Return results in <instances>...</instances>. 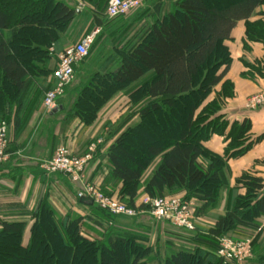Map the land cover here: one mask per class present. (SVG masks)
<instances>
[{"label": "trees", "instance_id": "1", "mask_svg": "<svg viewBox=\"0 0 264 264\" xmlns=\"http://www.w3.org/2000/svg\"><path fill=\"white\" fill-rule=\"evenodd\" d=\"M167 1L168 14L141 27L125 48H116L117 70L94 73L90 83L78 90L71 112L85 126H91L114 92L127 88L132 101L142 97L146 104L138 113L139 123L121 133L107 151L111 177L122 183L118 197L140 211L150 208L147 204L136 206L141 190L151 200L185 193L183 198L200 205L195 217H201L217 208L222 188L229 184L228 161L242 157L252 146L247 143L248 121L230 125L219 115L224 100L233 96L232 84L225 82L220 92L215 90L230 69L232 59L225 42L239 21L246 22L248 41L264 44V0H223L227 3L220 8L207 0ZM161 3L158 13L164 7ZM254 17L260 19L251 22ZM74 18V10L49 0H40L35 8L26 0H0V124L9 126L13 103H18L15 135L28 124L19 112H33L53 88L47 90L48 75L36 66L35 61L40 60L33 58L44 52L33 42L56 40L52 33L64 31ZM94 46L81 65L89 60ZM106 48L102 44L98 53ZM131 121L125 120L123 126ZM216 135L228 142L223 155L204 146ZM156 161L152 177L142 183ZM31 218L34 224L27 247L22 242L25 222L1 223L0 264H150L153 249L145 246L147 239L138 234L113 233L106 224L101 226L109 230L106 239L89 241L82 235L81 218H57L45 201ZM261 218L264 179L254 171L244 172L236 180L229 211L217 216L202 237L197 236V243L207 249L182 250L160 264H239L235 259L228 262L219 253L225 250L223 241L237 243L234 236L240 231L249 236L245 243H249L255 263L264 264Z\"/></svg>", "mask_w": 264, "mask_h": 264}, {"label": "crops", "instance_id": "2", "mask_svg": "<svg viewBox=\"0 0 264 264\" xmlns=\"http://www.w3.org/2000/svg\"><path fill=\"white\" fill-rule=\"evenodd\" d=\"M39 1L26 0V4H31L35 8L39 5ZM49 2L68 6L75 11V18L64 31H59V33L61 32V38H58L59 33L55 32L52 34L57 37L56 40L48 38L33 42L35 47L41 46V50L44 52L38 56L36 55L33 59L38 58L40 60L39 62L35 61L36 66L45 70L44 72L48 75L46 76L47 90L55 84V74L59 66L60 55L84 36L96 31L98 32L95 42L96 48L91 53L94 62H92L90 68H82V73H114L118 68V65H115L114 62L118 57L110 53L107 48L116 32L118 31V34H120L124 28L123 25H117L115 22L123 21L122 19L125 17L119 18L120 20H110L108 18L109 0H96V3L89 0H49ZM161 2H164V7L161 13H158ZM169 8L170 3L167 0H146L141 8V11H145L146 14L137 20L139 23L138 29L162 20L168 14ZM259 19V17H254L250 21L255 22ZM122 24H125V22L123 21ZM102 44L107 48L98 53V49ZM225 45L230 52L232 63L224 81L215 91L220 92L223 84L229 82L233 86V96L224 100L219 115L223 116L230 125L235 122L248 121L250 130L247 134V143H252V146L242 157L228 161L229 184L222 188L217 208L210 211L208 215L195 217L196 222L206 223L208 228L215 224L217 216L225 215L229 211L233 200V192L236 188V180L244 172L254 171L264 179V109L256 111L245 109L246 99L264 90V44L248 41L246 22L239 21L232 30L230 40L226 41ZM256 63L260 65H256ZM82 66L84 64H79L77 69ZM257 70L260 72L257 73ZM84 84L85 79L78 77L77 85H71L67 89L65 95L58 100V107H62L63 110L57 114L50 115L46 112L44 99L40 101L38 107L34 108L33 112L30 109L32 114L19 112L20 118L28 121V124L26 122L25 126L23 125L24 127L22 126L17 131V135L14 134V121L19 111V104L13 103L12 116L9 122V149L7 150L9 157L6 162L0 165V222L6 220L25 222L27 242L24 245H28L34 224L31 214L41 202L45 201L50 204L55 214L60 218L66 216L74 219L81 218L83 233L87 231V234L93 237L103 232L102 225L111 223L107 227H114L118 233L131 232L146 238L145 234L152 232L159 241L161 240L160 236L164 234V226L160 225L161 222L156 223L157 220L155 221V219L149 217L144 210L141 211L142 214L132 224L131 222L127 223V221L133 218L122 216L110 218L90 198H78V193L84 187L83 182H73L71 178L60 173L47 174L43 168L54 156L56 148L60 145L67 146L75 156H82L92 143L102 140L103 142L98 145V150L86 169L85 183L94 184L103 192L114 196H118L120 193L122 183L113 180L111 177L112 165L108 160L107 151L117 137L133 122L123 126L124 120L120 124L122 129L113 131L111 137H108L110 133L108 128L105 129L107 132L102 130L106 120V117L104 120L101 118L104 113L99 115L98 120L93 125L85 126L71 112V107L77 98V92ZM211 98H215V93ZM125 100H127V103L130 102L128 97ZM114 101H117V99H113L107 105H112ZM116 118L117 120L113 118H109V120L115 124L119 116ZM138 123V120L134 121V124ZM204 146L216 154L223 155L228 142L225 137L216 135ZM157 164L156 161L146 171L142 183H146L152 177ZM240 193L244 194L245 191L241 190ZM175 196L184 197L185 193ZM147 199H150L149 196L141 190L136 199V206L144 205ZM191 202L196 214L200 205L194 200ZM261 219L263 220L262 224H264V218ZM170 247L171 245L166 246L167 249ZM167 249L164 250L163 254H166ZM162 261L161 259L158 264Z\"/></svg>", "mask_w": 264, "mask_h": 264}, {"label": "built area", "instance_id": "3", "mask_svg": "<svg viewBox=\"0 0 264 264\" xmlns=\"http://www.w3.org/2000/svg\"><path fill=\"white\" fill-rule=\"evenodd\" d=\"M145 1L109 0L107 16L110 20L126 17L142 8ZM97 34L96 31L84 36L60 55L59 66L55 74V84L44 98V108L47 113H51L58 107V100L65 95L66 89L75 79V68L88 57ZM245 109L247 111L264 109V90L248 98ZM102 142L99 140L91 144L82 156H75L67 146L60 145L57 147L53 158L43 168L47 174L60 173L71 178L73 182H83L84 187L78 193V198H90L99 209L113 216L136 217L139 212L138 209L127 206L118 196L108 195L94 184L85 183L86 169L92 161L98 145ZM8 145L9 126L2 122L0 124V165L8 160ZM144 204L150 205L151 214L157 220H170L176 228L195 231L196 218L192 211L191 200L179 196H166L154 200L147 199ZM247 244L249 245V243Z\"/></svg>", "mask_w": 264, "mask_h": 264}, {"label": "rangeland", "instance_id": "4", "mask_svg": "<svg viewBox=\"0 0 264 264\" xmlns=\"http://www.w3.org/2000/svg\"><path fill=\"white\" fill-rule=\"evenodd\" d=\"M226 1L229 2L231 0H226ZM207 2L209 3V5L217 6L219 8L224 3H227V2H224L223 0H213V2L211 0H207ZM145 14H146V12L141 11V8H140L139 11L137 10L133 13H130L129 15H127L125 18L122 19L125 22V24H122L123 21H116L115 22V24H117V25H120V26L123 25L124 28L122 29L120 34H118V31H117L114 38L113 37L111 38L110 44L108 45V48H107V50L110 53L116 55V50H117L116 48H125L127 46L129 41L133 38L134 34L137 33L139 30L138 29L139 27H137L139 24L137 20L141 16H144ZM118 20H120V19H118ZM95 48H96V46H94L93 51H95ZM92 62H93V59L90 56L89 60L87 62H85L84 66L77 69L76 76H75V79L73 81L72 86L77 85L78 77L80 79L81 78L85 79L84 85H87L88 83H90L92 76H93V73L89 72L87 74L86 73L83 74L82 68H84V67L90 68L91 67L90 65L92 64ZM82 82H83V80H82ZM126 90H127V88H124L123 90H119V91L114 92L112 95L113 97L111 98L110 101H112L115 98L117 99V101H114V103H112V105L108 106L107 104H110V101H109L105 105V107H103L102 110L100 111V114L104 113V115H102V117H101L102 120H104L106 117V120L104 122L102 130L104 132H107L105 129L108 128V130L110 131V133L108 134V137L112 136L113 131L115 132L118 130V127L120 126V124H122V122L124 120H127L130 118V120H132L131 122H133V123H131V126L136 125V124H134V121H136V120L140 121L138 113L141 110V108L146 104V101L144 99H141L142 97H140V101H139V98L137 99V101H132L130 96L127 95ZM126 97H128L130 99L129 103H127V100H125ZM250 97H248V98H250ZM248 98L246 99V102H247ZM246 102H245V106H246ZM73 105H74V103H73ZM71 109H72V107H71ZM117 116H119V119L115 124H113L112 121L109 120V118H113V119L117 120V118H116ZM98 118H99V116H98ZM98 118H97V120H98ZM179 197H181V196H179ZM150 210L151 209L149 208V209L144 210V211L149 217H151L152 219H155V221H156L157 219L152 216ZM194 210L195 209L192 208L193 212H194ZM141 211L142 210H140L137 213L136 217H133V219H131L130 221H127V223L128 222H131V224L134 223L138 219V217L142 214ZM194 215H195V213H194ZM56 216H57V218H60L58 215H56ZM6 221H8V220H6ZM8 222H12V221H8ZM159 222H161L160 223L161 226H164V234H162L160 236L161 240H159L161 244L159 243V241H157L158 238L156 239L155 235L152 234V232H149V233L147 232L148 233V234L146 233L147 235L145 234L147 241L144 242V245L153 249V253H152L151 257H149V259H148V262L150 264H158V262L161 259L164 260L168 256L175 254V253H178L182 250L194 251V250H196V248H206L205 246L199 245L197 243V236L202 237L204 230H208V225L206 223L196 222L197 223V225H196L197 231L191 232V231H186L183 229L181 230L179 228H176L170 220H157L156 221V223H159ZM260 222L262 223L263 220L260 219ZM1 223L2 222H0V228H1ZM128 225H130V224H128ZM112 229H111V232L118 233L114 227ZM146 230H144V231H146ZM108 231L109 230L104 229L103 232H100V234L95 236V237L87 234V231H84V233L82 231V235L84 236V238H86L89 241L102 242L103 240L106 239ZM85 235L86 236L88 235V237H86ZM26 237L27 236H25V232H24L23 237H22L23 238L22 239L23 245L25 242H27ZM246 237L249 238V236L243 235L241 231L237 232L234 236L235 240H237L236 241L237 243H232V242L230 243L229 241L222 242L223 248H225V250L220 251L219 254L221 256H225L227 258L228 262L230 260L235 259L239 262V264H256L254 257H253L252 249L249 247V245L247 243H245ZM168 245H171V247L167 249L166 246H168ZM24 246L27 247L28 245L25 244ZM166 249L168 250L165 252L167 255L163 254L164 250H166ZM58 264H62V263L59 262Z\"/></svg>", "mask_w": 264, "mask_h": 264}, {"label": "water", "instance_id": "5", "mask_svg": "<svg viewBox=\"0 0 264 264\" xmlns=\"http://www.w3.org/2000/svg\"><path fill=\"white\" fill-rule=\"evenodd\" d=\"M62 110H63L62 107H57L56 109H54V110L50 113V115L57 114L58 112H60V111H62Z\"/></svg>", "mask_w": 264, "mask_h": 264}]
</instances>
